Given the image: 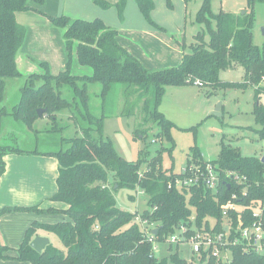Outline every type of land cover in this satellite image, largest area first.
I'll use <instances>...</instances> for the list:
<instances>
[{"label":"trees","instance_id":"1","mask_svg":"<svg viewBox=\"0 0 264 264\" xmlns=\"http://www.w3.org/2000/svg\"><path fill=\"white\" fill-rule=\"evenodd\" d=\"M101 9L112 4L104 0H91ZM143 19L153 27L161 29L152 20L153 0H134ZM189 0H184L187 3ZM44 0H0V124L3 116L21 121L28 128L39 118L38 109H44L40 116L56 121L55 113L68 108L71 103L61 96V86L72 91L73 104L79 103L83 109L81 116L86 119L87 127L79 137L67 140L69 147L44 155L54 157L58 162L57 190L50 201L62 203L65 208L40 209L32 207H5L0 216L10 212L35 214H59L64 220L55 224L33 222L25 231L17 248L8 255L10 247L0 245V259L20 260L29 264H166V259H158L152 252V244L143 237L138 224L134 221L137 212L120 210L116 205L114 192L119 188L132 191L140 189L148 196L147 206L141 216L157 229L156 241L166 242L180 224H194L198 229L219 232L222 230L221 205L225 204L238 186L228 183L226 173H236L246 178L242 185L247 196L235 200L237 204L255 207L264 201V164L261 156H243L237 148L223 143L218 158L205 161L196 147L191 149L190 159L194 162H210L216 166L221 181L216 191H210L203 184L190 188H168V183L179 176L172 167L162 169V152L170 153L169 148H161L153 157L146 158L147 152L140 151L135 161H126L114 150L110 141L101 137L105 113V99L120 86L125 101L136 95L142 102L144 124L134 130V138L144 137L148 126L156 125L159 135L168 141L172 123L158 111L166 87L193 85L198 81L202 86L243 89L250 86L254 90L252 115L257 128L247 129L255 132L257 140L264 142V103L260 95L264 94V43L261 47L252 43V8L256 2L264 5V0H247L249 11L234 15L220 10L213 14L210 0H203L197 11L196 21L204 26L209 36H195V43L181 57L176 67L150 71L130 55L117 42V31L106 26L100 19L85 21L61 15L53 17L30 7V3L43 4ZM126 0H118L115 7L119 21H123ZM168 9H172L171 0H166ZM33 11L45 16L56 27L64 30V41L68 51L76 42V58L80 65L92 69L91 76L76 77L70 74L69 62L65 71L51 76L47 71L31 74L20 88V98L10 112H7L5 99L6 80L17 78L20 72L16 67V55L25 38V29L16 21L18 12ZM214 23V27L210 26ZM239 65L243 69L241 82H227L219 79V72ZM41 81L39 85L35 82ZM101 85V116L96 117L87 110V84ZM150 96L151 105L146 96ZM143 100V101H142ZM113 102V101H112ZM124 110L122 114H125ZM127 114V113H126ZM57 129L53 127L50 132ZM98 133V139L92 132ZM66 141V140H65ZM27 153L13 145H0V177L6 169L5 157L9 154ZM29 153H38L32 151ZM144 165L143 169L141 166ZM141 174V177L139 176ZM226 177V178H225ZM111 179V181H110ZM116 186V187H115ZM134 202V197H130ZM250 214L246 208L242 219ZM233 225L235 213H230ZM194 218V222H191ZM211 221L214 225L211 227ZM41 229L57 235L63 249L50 247L38 253L30 247L36 230ZM171 249V244H169ZM231 264H264V254L245 253L240 246H230ZM204 258V257H203ZM171 264H187L177 253L169 255ZM207 264H215L211 258Z\"/></svg>","mask_w":264,"mask_h":264},{"label":"rangeland","instance_id":"2","mask_svg":"<svg viewBox=\"0 0 264 264\" xmlns=\"http://www.w3.org/2000/svg\"><path fill=\"white\" fill-rule=\"evenodd\" d=\"M202 1L189 0L186 3V38L185 40L179 38V43H176L185 52L189 51V46L195 43V36L198 33L203 35L204 41L207 42L209 39L205 27L196 21L197 11ZM85 2L86 6H89V10H95L101 15L104 14L102 16L104 19L102 20L101 17L93 13L87 14L86 8L79 0H75L72 12L84 17L72 19L85 21L100 19L106 26L118 32L120 21H118L116 9L113 5L108 9H101L94 5L91 0H85ZM131 2L136 10V15L145 24L135 2ZM153 2L156 12L161 15L168 12L176 13L179 10L175 0H171L172 9L167 8L166 0H157V3L153 0ZM247 4V0H210V10L213 14L222 10L223 12L239 15L245 10H250ZM181 11H183L182 8ZM40 16L27 12L18 15L17 22L25 29L26 33L24 41L17 52V56L21 59L20 70H18L20 76L6 80L5 84L3 104L7 112H10L11 108L18 103L20 88L24 86L27 77L31 74L42 75L47 71L51 76H56L65 71L66 64L69 62L71 75L76 77L92 75L90 67L82 66L77 61L76 42H74L69 52L63 37L64 30L54 26L47 18L44 21L41 19L43 17ZM151 18H153L152 15ZM252 18V43L254 46L261 47L264 43L262 34L264 29V5L262 3L256 2L254 4ZM39 20H43V22ZM210 26L213 28L214 23H211ZM192 35L194 36L192 37ZM122 37L124 38V34L119 33L118 38ZM176 66L177 64L172 67ZM165 68H171V66L146 69L155 71ZM218 76L221 81L241 82L243 80V69L236 65L233 68L220 71ZM40 82H35V84L39 85ZM60 89L61 96L67 99L71 106L55 113L56 121L43 116L39 117L31 128H28L21 121H15L10 116H3L0 124V145L10 144L23 152L65 151L69 147L67 140L79 137L82 129L86 128L88 124L86 119L81 116L83 109L80 104H73L71 89L67 86H61ZM100 90L101 85L99 83L87 84L89 98L87 110L96 117L101 116L102 100L99 96ZM146 99L151 105L149 95L146 96ZM127 100L128 102L125 101L120 86L116 89V93L113 91L107 96L105 99V113L111 114L103 119L101 133V137L110 141L117 154L126 161H135L140 151H146V158H151L161 148L168 150L167 148L170 147V153L167 151L162 152L161 167L163 170L172 167L174 173H179L187 163L189 156H191L193 147L197 148L204 160H216L220 152L222 139L225 145L237 148L243 156L259 157L264 155V142L258 141L255 132L247 129L248 127L257 128L252 115L255 103L254 90L250 86L243 89L219 88L208 85L198 87L195 84L182 87H166L158 111L164 115L166 120L172 123L168 132L170 141L165 137L161 138L158 133L159 128L156 125L144 128L143 130H146L144 137L134 138V130L145 125L142 102L137 100L136 95L133 94ZM259 101L264 103V94L260 95ZM218 106L219 116H216L214 112ZM124 110L127 114H122ZM53 127H56L57 130L50 132L49 130ZM92 137L98 139L100 136L94 131ZM153 139L159 141L156 140V143H151ZM143 167L144 165L141 166L142 169ZM137 192L138 189L132 191L128 188H119L114 192L117 207L129 213L135 211L141 213L148 208L146 204L148 196ZM130 197H134V202ZM40 234L49 240L50 247L63 249L59 238L54 233L38 229L34 237H42ZM19 244L16 247L8 246L11 248L8 255L15 256L16 253L12 250L17 248ZM154 246L157 247L154 256L158 259H166V264H171L169 255L174 253H177L178 257L186 261L187 264H204L186 243L171 244V249H169V242L166 240L164 243L154 242ZM4 260L8 261L10 259H0V261ZM11 261L24 262L20 260Z\"/></svg>","mask_w":264,"mask_h":264},{"label":"crops","instance_id":"3","mask_svg":"<svg viewBox=\"0 0 264 264\" xmlns=\"http://www.w3.org/2000/svg\"><path fill=\"white\" fill-rule=\"evenodd\" d=\"M105 1L113 5L118 0ZM131 1L135 2L134 0H126L123 21L119 22L120 26L119 30L117 29L116 37L118 44L137 59L143 67L145 66V69L178 65L181 61L183 50L176 43H179V38L185 40L187 34L185 28L186 3L184 0H175L179 8L176 13L168 12L161 15L156 12L155 8L153 9L151 12L152 19L161 29L150 26L143 19L145 21L144 24L136 15V10ZM155 1L157 3V0ZM79 2L86 8L87 14L93 13L101 18L104 16V14L101 15L95 10H89L85 0H79ZM74 3L75 0H44L41 5L30 3V7L53 17L68 15L71 18H83L84 16L72 12ZM181 8L183 11H181ZM137 10L139 11L138 7ZM21 13H16V21H18V15ZM27 13H34L40 16V14L38 15L33 11H28ZM40 17H43L41 18L43 20L46 18L43 15ZM43 20L39 21L43 22ZM119 33H123L124 38L119 39ZM174 37L177 39H173ZM20 66L21 59L16 55V67L18 70H20ZM44 153L47 152L13 153L5 157L6 169L0 177V209L32 206H38L40 209L65 208L62 203L50 201V198L57 190L58 162L54 157L44 155ZM64 219L65 217L59 214L26 212L3 214L0 216V245L16 247L21 242L24 231L33 222L55 224ZM41 236L43 237L44 235ZM0 264L29 263L4 260L0 261Z\"/></svg>","mask_w":264,"mask_h":264},{"label":"built area","instance_id":"4","mask_svg":"<svg viewBox=\"0 0 264 264\" xmlns=\"http://www.w3.org/2000/svg\"><path fill=\"white\" fill-rule=\"evenodd\" d=\"M194 84L198 87H203L198 81L194 82ZM156 140H151V143H156ZM201 158L203 157L201 156ZM179 174L173 181L168 183L169 189L176 188L181 190L182 188L203 184L207 189L214 192L218 189L221 181L219 171L210 162L197 163L190 159ZM139 176L141 177V174ZM225 176L229 180V187L232 183L234 186H238L239 190L233 192L230 199L221 205L224 218L221 225L222 230L219 232L207 231L203 228L198 229L193 223L190 226L180 224L175 229V232L167 238L169 244L186 243L189 245L192 252L204 264H207L211 258L215 259V264H231V251L229 248L235 245L240 246L245 253L264 254V201L258 202L255 207H253L254 203L249 207L237 204L235 200L247 196L246 188L242 186L246 182V178L230 172L226 173ZM137 193L144 194L140 189H138ZM246 208H248L250 214L243 220L241 214ZM231 212L236 215L235 225H233L230 217ZM134 221L141 229L144 239L151 242L154 254L157 249L154 246V242H157V236L152 233L156 229L154 224L143 218L141 213L138 212L134 217ZM191 222H194V218H191ZM211 222L212 227L214 222Z\"/></svg>","mask_w":264,"mask_h":264},{"label":"water","instance_id":"5","mask_svg":"<svg viewBox=\"0 0 264 264\" xmlns=\"http://www.w3.org/2000/svg\"><path fill=\"white\" fill-rule=\"evenodd\" d=\"M244 12H242L241 14H243ZM262 34H263V36H264V29H263V31H262ZM218 109H219V106L215 109V112H214V115H216V116H219V113H218ZM44 109H38L37 110V116L38 117H40L43 113H44ZM260 162L262 163V164H264V155L263 156H261V158H260ZM116 187V186H115ZM152 233L153 234H156L157 233V229H154L153 231H152ZM49 244V240L47 239V238H45V237H39V236H36V237H34L32 240H31V242H30V247L33 249V250H35L36 252H38V253H40V252H42L44 249H45V247L47 246Z\"/></svg>","mask_w":264,"mask_h":264}]
</instances>
